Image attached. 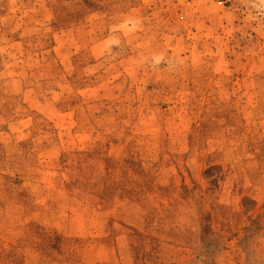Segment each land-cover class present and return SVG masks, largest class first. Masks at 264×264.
<instances>
[{
	"label": "rangeland",
	"instance_id": "obj_1",
	"mask_svg": "<svg viewBox=\"0 0 264 264\" xmlns=\"http://www.w3.org/2000/svg\"><path fill=\"white\" fill-rule=\"evenodd\" d=\"M0 264H264V2L0 0Z\"/></svg>",
	"mask_w": 264,
	"mask_h": 264
},
{
	"label": "clouds",
	"instance_id": "obj_2",
	"mask_svg": "<svg viewBox=\"0 0 264 264\" xmlns=\"http://www.w3.org/2000/svg\"><path fill=\"white\" fill-rule=\"evenodd\" d=\"M262 2H264V0H262Z\"/></svg>",
	"mask_w": 264,
	"mask_h": 264
}]
</instances>
